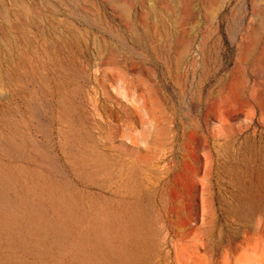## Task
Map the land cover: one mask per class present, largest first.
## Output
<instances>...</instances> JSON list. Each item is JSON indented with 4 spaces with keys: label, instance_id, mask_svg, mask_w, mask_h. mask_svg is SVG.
<instances>
[{
    "label": "rangeland",
    "instance_id": "1",
    "mask_svg": "<svg viewBox=\"0 0 264 264\" xmlns=\"http://www.w3.org/2000/svg\"><path fill=\"white\" fill-rule=\"evenodd\" d=\"M110 244L264 264V0H0V264Z\"/></svg>",
    "mask_w": 264,
    "mask_h": 264
},
{
    "label": "bare ground",
    "instance_id": "2",
    "mask_svg": "<svg viewBox=\"0 0 264 264\" xmlns=\"http://www.w3.org/2000/svg\"><path fill=\"white\" fill-rule=\"evenodd\" d=\"M230 171H232V168ZM232 176L237 177V178L240 176V173L236 168H233V175ZM133 181L136 182L137 180L133 179ZM28 212L30 213L29 215L33 220H35L36 222H38L40 220L41 216H39V214H37L35 212H31L30 210H28ZM142 213L143 212L141 211V207L138 204L133 205L132 212L126 217L124 223L127 224L129 230L132 232L133 239H135L138 243L144 245V243H146V241L150 237L149 235L151 232L149 233L147 223L144 219V216H142ZM41 225H43V224H41ZM48 225H50V224H48ZM44 226H47V225H44ZM44 226L42 228H44ZM42 228H41V230L43 231ZM51 228H53V233H54L55 239L60 238V237H64V235H66L68 232H71L70 229H72V227L69 224H68V228L63 229V230L61 227H59V225L53 226ZM99 232H100L101 236L104 237V239L106 240L107 237H106L104 231L100 229ZM118 233L120 234V236H123V234L121 232H118ZM124 246L122 247L123 249L120 248V251H122V252H120V255H119L116 253L114 246L112 244L109 245V251H110L111 255L113 256V258L117 261H120V258H123V260H124V258H126V259L130 258L132 260V262H134L136 264H141L140 258H142V257H135L136 255L132 256V254H131L132 252L130 253V249L129 248L127 249ZM94 248H95L94 250H100L101 256L105 255L103 253V249L100 248L99 246L95 245ZM141 260L144 261L143 258Z\"/></svg>",
    "mask_w": 264,
    "mask_h": 264
}]
</instances>
